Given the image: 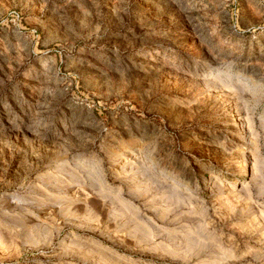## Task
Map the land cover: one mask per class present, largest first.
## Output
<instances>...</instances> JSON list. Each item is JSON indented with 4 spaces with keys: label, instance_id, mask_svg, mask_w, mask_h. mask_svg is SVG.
<instances>
[{
    "label": "rangeland",
    "instance_id": "374dc122",
    "mask_svg": "<svg viewBox=\"0 0 264 264\" xmlns=\"http://www.w3.org/2000/svg\"><path fill=\"white\" fill-rule=\"evenodd\" d=\"M0 264H264V0H0Z\"/></svg>",
    "mask_w": 264,
    "mask_h": 264
},
{
    "label": "bare ground",
    "instance_id": "6f19581e",
    "mask_svg": "<svg viewBox=\"0 0 264 264\" xmlns=\"http://www.w3.org/2000/svg\"><path fill=\"white\" fill-rule=\"evenodd\" d=\"M247 168V167H246ZM211 185V184H210Z\"/></svg>",
    "mask_w": 264,
    "mask_h": 264
}]
</instances>
